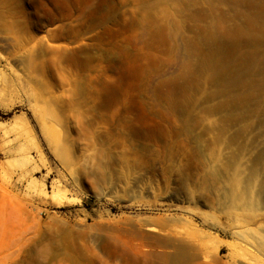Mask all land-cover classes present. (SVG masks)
<instances>
[{
  "label": "rangeland",
  "instance_id": "374dc122",
  "mask_svg": "<svg viewBox=\"0 0 264 264\" xmlns=\"http://www.w3.org/2000/svg\"><path fill=\"white\" fill-rule=\"evenodd\" d=\"M247 2L0 0V264H264V93L197 69Z\"/></svg>",
  "mask_w": 264,
  "mask_h": 264
},
{
  "label": "bare ground",
  "instance_id": "6f19581e",
  "mask_svg": "<svg viewBox=\"0 0 264 264\" xmlns=\"http://www.w3.org/2000/svg\"><path fill=\"white\" fill-rule=\"evenodd\" d=\"M250 2L252 0H249V4L246 5L249 14H244L243 23L233 28L228 27L230 30L224 32L221 38H217L218 40L215 38L217 41L214 40L215 42H213L214 48L209 50L208 47L207 51L201 54L202 58L199 60V65H197V69L201 73H204L207 69L211 71L210 75H208L209 77L207 76V81L209 84L218 87L211 97L212 99H216V97L224 98L222 102H219L213 108V111L226 112L225 120L227 122H235L237 120L238 114L236 116L233 113L235 110L243 111L244 108H250L251 106H248L250 104H258L259 106L261 101H259L260 94H256V91L260 93L256 88L257 86L264 93V0H253L252 3ZM210 45L212 47V43ZM255 77L257 78L254 79ZM38 114L41 130L47 134L46 116L44 118L41 111H38ZM48 127L52 128V126ZM48 131L50 132L51 130L49 129ZM9 132H13L19 140L4 151L7 155L12 156L11 159L8 158L6 160V164L31 162L32 158L27 151L36 145L31 139L29 131L23 128L22 123H19L5 130L4 134L6 135ZM5 143H9V141ZM0 170L3 172L2 167H0ZM36 183L32 179L27 185L34 187ZM48 196L58 206L70 200V197L66 196L55 183H52L51 193ZM148 229L149 231L152 230L151 228Z\"/></svg>",
  "mask_w": 264,
  "mask_h": 264
}]
</instances>
